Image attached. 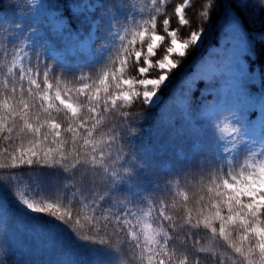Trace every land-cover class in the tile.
Instances as JSON below:
<instances>
[{
  "label": "snow or ice",
  "instance_id": "1",
  "mask_svg": "<svg viewBox=\"0 0 264 264\" xmlns=\"http://www.w3.org/2000/svg\"><path fill=\"white\" fill-rule=\"evenodd\" d=\"M256 2L264 9V0ZM166 3L150 0L146 7L138 0H107V11L89 22L86 37L96 55L101 32L115 29L119 44L99 73L96 59L73 67L49 54L50 45L66 47L59 42L69 28L65 19L53 17L44 37L38 35L39 23L0 19V170L8 173L0 181L19 179L15 173L28 166L63 174L69 197L60 190L55 199L37 204L24 192L17 196L14 189L19 187H10L27 210L61 222L81 241L105 245L117 264H264V128L260 137L251 134L252 120L244 116L246 101L264 103V95H252L254 85L247 78L241 79L233 107L208 121L205 138L192 133L189 149L177 152L167 168L173 178L180 170L200 169L205 178L196 186L173 193L165 181L161 188L155 173L158 159L137 147L136 130L144 115L133 116L134 106L152 105L204 31L186 18L190 0L175 7L178 27L170 30L172 19L162 16ZM197 3L203 8L201 21L207 22L217 0ZM105 7L106 0H79L72 12L80 16ZM117 7L128 10L123 20L112 14ZM134 10L147 12L148 18L137 21ZM158 18L164 35L157 33ZM180 30L186 32L182 42L177 39ZM229 31L239 47L243 37L237 22L230 23ZM166 37L170 46L156 60L157 44ZM86 38L69 33L68 46L79 49ZM216 81L213 75L198 84L212 87ZM8 227L7 211L0 205L4 240ZM202 240L212 246L205 247ZM64 257L62 264H73L70 253Z\"/></svg>",
  "mask_w": 264,
  "mask_h": 264
},
{
  "label": "trees",
  "instance_id": "2",
  "mask_svg": "<svg viewBox=\"0 0 264 264\" xmlns=\"http://www.w3.org/2000/svg\"><path fill=\"white\" fill-rule=\"evenodd\" d=\"M49 1L55 2V9L59 11L57 16L65 18L69 25L63 41H59L66 47L57 50L55 44L50 45L49 54L61 62H70L73 67L85 59L89 61L96 59L95 67L99 73L108 55L119 44L114 35L115 29L110 28L101 32L96 44V55L89 46V39L77 49L68 46V35L78 34L86 38L89 22L94 17H99L102 11H107V0L104 9L85 12L80 16L72 12V8L79 3V0ZM92 2L94 3L95 0ZM123 2L130 4L136 0H123ZM138 2L142 6L150 7L148 4L150 0H138ZM181 2L182 0H167L163 7L162 16L172 19L170 30L178 27L175 7ZM200 2L206 3L207 0ZM200 11H203V8L199 7L197 0H190V6L186 9V18L189 19L190 24L204 26L199 42L188 50L184 62L162 86L158 93L160 99L147 107L137 103L133 112V116L144 115V119L138 121L141 128L136 130L137 147L150 158L158 159L159 167L155 169L157 179L161 183V188L167 181L173 193L188 191L189 185L196 186L199 180L205 178L198 168L189 169L187 172L180 170L173 178L167 172V168L174 165L175 159L178 158L177 152L189 149L191 140L195 139L192 133L199 134L201 138L208 135V121L211 118L205 111L206 107L221 105L222 107L214 112V115L232 108L242 78H247V84L254 85L252 95H264V39L260 38L264 35V9L258 6L256 0H246L245 4H241L239 0H217L211 18L207 22L201 21L198 15ZM127 12V9L117 7L113 9L112 14L123 20ZM133 15L137 21L148 18L147 12L139 13L134 10ZM0 19L6 22L23 19L28 23H39L38 35L42 37L49 34L50 22H52V16L40 12L39 9L36 10L32 0H0ZM233 21L237 22L243 37L239 47L236 46V41L231 39L229 31V25ZM160 23L158 18L157 33L164 35ZM130 25L131 20L125 24V27ZM190 30L191 28L188 29ZM185 38V31L177 32L178 42H182ZM92 39L95 37L93 36ZM53 40H57L54 35ZM105 45L107 48H104ZM167 46H170V37L158 42L154 59H163ZM169 58L181 59L178 54H169ZM208 65L214 67L216 71H211ZM217 66H219L218 70ZM248 72L253 73L254 76H249ZM131 75L135 76L134 73ZM156 75L157 72L152 71L153 78ZM213 75L218 77V81L212 87L203 82L198 84L201 79L209 80ZM71 79L67 77L68 81ZM192 89L194 91L190 101ZM179 99L185 102V107L179 106L177 103ZM253 110L255 115L250 112ZM244 116L245 119L252 120L253 130L257 129L255 136L260 137L264 128V103H259L256 107H245ZM179 158H183V152H180ZM243 159L244 157L241 156L240 160ZM175 167L179 170L178 165ZM7 175V172L0 170V176ZM15 175L19 179L0 181V205L6 209L9 221L6 240L0 234V264H62L66 252L71 254L73 264H117V257L105 245L81 241L67 226L54 218L43 213H29L23 210L10 187V185L19 187L14 189L17 196L24 192L27 199L37 204L55 199L60 190L69 197L71 190L64 187L63 174H59L55 169L28 166L18 170ZM212 243L202 240L205 247L212 246Z\"/></svg>",
  "mask_w": 264,
  "mask_h": 264
},
{
  "label": "rangeland",
  "instance_id": "3",
  "mask_svg": "<svg viewBox=\"0 0 264 264\" xmlns=\"http://www.w3.org/2000/svg\"><path fill=\"white\" fill-rule=\"evenodd\" d=\"M54 3H55L54 1H53V3H51L49 0H35V3H34L32 0V5L36 8V10L39 9L40 12H43L44 14H49L50 16H52V18L53 17L63 18V17L57 16L59 11L57 9H55ZM36 5H38V6L36 7ZM76 10H79V9L77 8ZM63 19H65V18H63ZM87 40L88 39H85L84 44L86 43ZM84 44H82V45H84ZM208 67L211 71H216V69L214 67H212L211 65H208ZM159 99H160V97H159V95H157V97L155 98V100L152 104H155ZM177 103L179 104L180 107L186 106L185 102L182 99H179ZM246 103H247V105L249 103L248 106H252V107H256L259 104V103H252V102H248V101H246ZM221 107H222L221 105H210V106L206 107L205 111L208 114L209 118H212L214 115V112L218 111ZM256 128H258V126ZM256 133H257V129L252 130L251 134L256 135ZM19 206L23 210H25L29 213H35V212L27 210L20 202H19Z\"/></svg>",
  "mask_w": 264,
  "mask_h": 264
}]
</instances>
